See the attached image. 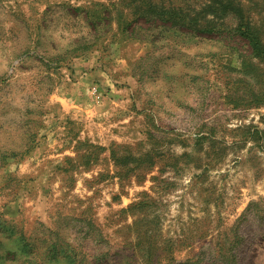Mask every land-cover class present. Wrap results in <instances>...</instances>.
Segmentation results:
<instances>
[{
    "label": "rangeland",
    "instance_id": "rangeland-1",
    "mask_svg": "<svg viewBox=\"0 0 264 264\" xmlns=\"http://www.w3.org/2000/svg\"><path fill=\"white\" fill-rule=\"evenodd\" d=\"M0 264H264V0H0Z\"/></svg>",
    "mask_w": 264,
    "mask_h": 264
},
{
    "label": "trees",
    "instance_id": "trees-1",
    "mask_svg": "<svg viewBox=\"0 0 264 264\" xmlns=\"http://www.w3.org/2000/svg\"><path fill=\"white\" fill-rule=\"evenodd\" d=\"M242 28L243 26H239ZM243 33L244 37L246 38V43L250 47V53L251 55H260L262 54V50L260 47V41L257 39V37L254 35V33L249 29V27H244V30L241 31ZM244 57H247L248 55H242Z\"/></svg>",
    "mask_w": 264,
    "mask_h": 264
}]
</instances>
